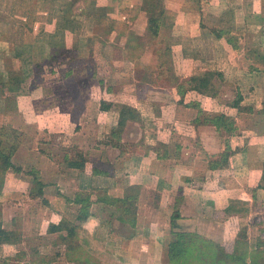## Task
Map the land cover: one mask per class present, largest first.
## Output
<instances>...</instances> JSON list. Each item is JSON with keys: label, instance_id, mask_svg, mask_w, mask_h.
I'll use <instances>...</instances> for the list:
<instances>
[{"label": "crops", "instance_id": "1", "mask_svg": "<svg viewBox=\"0 0 264 264\" xmlns=\"http://www.w3.org/2000/svg\"><path fill=\"white\" fill-rule=\"evenodd\" d=\"M0 1L7 2V11L0 7V141L20 136L10 145L20 175L8 169L0 186V226L15 240H0V264H197L202 257L215 264L217 246L239 255L251 236L241 230L264 227L252 215L264 210V0H162L163 8L151 9L160 18L157 35L148 0ZM83 33L103 54L84 44ZM117 49L119 61L109 57L104 71L105 56ZM68 55L94 63L86 81L110 98L96 124L103 132L118 126L111 145L73 137L91 121L87 105L99 92L81 91L77 103L70 91L41 84L55 75L45 68L68 63ZM31 81L38 86L21 91ZM218 116L225 124L213 121ZM9 193L20 195V226L13 219L9 226ZM135 194L126 214L124 202ZM176 233L193 247L173 263ZM258 243L243 255L246 264L264 251L263 234Z\"/></svg>", "mask_w": 264, "mask_h": 264}, {"label": "rangeland", "instance_id": "2", "mask_svg": "<svg viewBox=\"0 0 264 264\" xmlns=\"http://www.w3.org/2000/svg\"><path fill=\"white\" fill-rule=\"evenodd\" d=\"M90 2H91V0H86V5H89ZM6 3H7L6 1H3V2L0 1V7H2V5H3L4 6L3 7L4 11H7ZM262 7H264V5ZM8 14H10V16H14L15 13H14V11H12L11 8L8 7ZM253 22H255V21H253ZM83 36H84V38H83L84 40L83 41H85L84 44H86V41H88V45H92V46L97 47L96 52L99 51V52H101L103 54V52L101 50V47H100V44L93 43V41H92V37L93 36L90 33H83ZM43 40L44 39L40 38V41H43ZM203 42H204V39H203ZM203 42H201V44ZM105 49H106V52H108V48H105ZM31 52L33 53V51H31ZM28 54H26L24 56V59H26L25 60V64H30L32 62V56L30 58V54L29 55ZM94 54H98V53H95V51H94ZM118 56H120V50H118V49L116 50V52L115 51H113V52L111 51L108 57L105 56L106 58L104 59V62H105V66L104 67L106 69H103V70L106 71L107 68L109 67V65H107V63H108L107 59L109 57H111V59H113V60H110V61L114 62V61H119V60H117ZM37 58L35 60L36 62L38 61ZM68 58L70 59V61L68 62L69 66L67 65L68 63H65V62L60 63L59 62V63H55L53 66H51L49 68H45L44 74H48V73L52 74L53 73L55 75L48 76L46 81L41 83V84L44 85V89H47V90L50 89V90H57V91H70L73 94V96H74L73 101L77 102V103H80V99L77 98L79 92L85 91L84 94H86V93L92 94L95 91L99 92V98L98 99L96 98L95 100H92L91 103H88V105H87L89 110H90L89 119H91V121H89L87 125L83 124V126H80V130L82 128H84V127H87L86 133H85V131L82 132L79 129H76L77 131H74L73 137L74 138L75 137L76 138L80 137V139H81V137L84 138V136H87L89 139H91L90 141H94V143L96 142L95 144H97L98 141H95L94 139L95 138L97 139V138L100 137L102 142L105 141L104 144L111 145L109 141L112 140L118 133H120L118 126H117L116 130L115 129H110V130L105 129V131L103 132V131L99 130L100 127H98L97 124H96V118H97V114H98L97 110H99V111L101 110V102L104 99H106L105 101L110 102V98H108L107 96H104L103 93H100L101 89L98 86V83L93 82L92 80L91 81L90 80L86 81L88 79L87 75L88 74L90 75V74L95 72L94 63L92 61H87L88 62L87 64H85V63L82 64V62L77 60L74 55H68L66 59H68ZM40 60H41V58H40ZM62 65H65V66H62ZM70 65H71V67H73L72 76L66 78L65 77L66 74H68V71L71 69ZM17 68L18 67H16V66L14 67L13 66L11 69L15 70ZM20 69H21L22 73H24L25 75L31 72V70H30L31 66H29V65H25L24 67H20ZM122 69H123V67H122ZM41 70H43V69H41ZM119 75L121 76V74H119ZM38 76H42V75L38 74ZM64 77H65L66 80H64ZM117 78H119V77H117ZM123 78H125V77L121 76V79H123ZM37 83H33L32 81L28 82V83L24 82L23 85H22L21 91L24 90V89H31V87H33V86H35V88H36L38 86ZM116 83H119V82L117 81ZM80 84H82V87H81ZM128 89H129V87H128ZM122 100H124V99H122ZM68 101H71V99H68ZM122 102L119 101V104L118 103H116V104L111 103V105L113 106L114 109L115 108L119 109L122 106V104H121ZM68 105H70V107H71L72 102H71V104H68ZM80 105H81V107H83V106L85 107L84 103H81ZM112 106H111V108H112ZM117 129H118V131H117ZM106 132H108V133H106ZM2 136H5V135H2ZM18 138H20L19 135H17L16 140H14V137H12V136L9 137L8 136V139H6L7 140L6 141L7 145L3 147L4 150H5V153H8V151L10 150V145L12 143L14 144V143L20 142V140ZM45 144H48V142H46ZM40 148L44 149L43 153H46V154L48 153V152H46L48 150V147L47 148L46 147H40ZM63 149H68L66 152H68L69 149H72L71 151H73V150L76 151L75 147H71V148H68V147L65 148L64 147ZM16 164L19 167L14 166L13 168H10L11 170L9 172L10 173H16L14 175H20V159L18 157L16 159ZM205 166H207V164H205ZM105 168L109 169V170L113 169V167L111 165L108 166L107 164H106ZM202 176H203V173L201 174V177ZM10 179H12V178H10ZM12 184H14L13 183V179H12ZM10 186H11V188H14L13 185H10ZM5 198L7 200L6 202H8V204L5 206L6 207L5 208V213H6V217L8 219L9 226H10L11 219H13L15 221V225L17 226L20 223L21 214H22L21 213L22 211H20V199H21L20 195H12V194L9 193L8 196H5ZM7 198H9V200ZM10 201H14V202H12V204H9ZM15 203L19 205L18 208H16L14 206V205H16ZM251 210H253V209H251ZM251 210H250V213H252ZM261 211L258 210L259 214L258 213L255 214L254 213V212H256V209H255L253 211V213H252L253 217L256 218L257 220L258 219H263L264 218L263 217L264 210H261ZM255 215H256V217H255ZM24 217H25V215H24ZM16 219H18V221H17L18 223L16 222ZM19 226H20V224H19ZM19 229H20V227H19ZM244 230L246 232H243ZM248 231H249V234L251 236H250V242L248 241V243H246V244L248 246V249L251 251L253 249H256V247H254V245H258L259 246V243L257 244V234H263L264 235V227H262L260 225L259 226H253V228H250V230H248L247 227H244L241 230V236L245 235L244 233H248ZM240 248L242 250H239V249L238 250L240 252H242L244 250V247H240ZM259 251H261V250L259 249ZM261 252L263 253V251H261ZM256 256H260V255H256ZM250 259H252V261ZM254 260L256 261V260H258V258L255 257L253 259V257H250L249 258L250 264H253ZM199 262L200 261H197V264H199Z\"/></svg>", "mask_w": 264, "mask_h": 264}, {"label": "trees", "instance_id": "3", "mask_svg": "<svg viewBox=\"0 0 264 264\" xmlns=\"http://www.w3.org/2000/svg\"><path fill=\"white\" fill-rule=\"evenodd\" d=\"M146 5H147L146 8H148V10L150 9V28L152 30V33L157 35L160 30V18L153 15L155 13L154 12L151 13V9L156 11V10H159L160 7L163 8L162 0H148V2H146ZM125 111L127 112V109L124 108L121 112V120H120L121 127H123L125 124L124 118H125V115L127 114ZM214 120L217 125H221L222 123L225 124L224 116H218L215 119H213V121ZM3 147H4L3 141H0V186L3 185V182L5 180V174L8 171V169L14 167L11 159L13 155L12 150H15V147L11 146L10 151H8V153H5V150ZM70 166L75 167L77 165L70 163ZM38 185H41V183L38 182ZM259 188L264 189V177L262 179V184H260ZM137 195L136 194L131 195L125 200L124 204L126 205V208L124 209V211L126 214H130V210L132 207L131 204L133 203L129 201H133L134 199H136ZM87 203H89V201ZM87 217H88V213L85 215V218ZM177 218L178 217H176L175 220ZM174 235H176V239L173 240L172 243L170 244V251H169L171 262L175 263L176 261L180 260L182 257H185L187 260L186 256L192 251V247H193L192 241L188 240V236H186L185 234L176 233ZM0 240L1 242H11L13 240L12 234L3 230L1 226H0ZM13 242H15V240H13ZM241 244L240 245L241 247H244V250L240 252L239 250H242V249L237 248L239 250H236V251H238L239 255L235 253L227 254L225 252L226 251L225 249L219 246L215 247V251H214L216 253L214 257L215 264H246V260L243 255L245 253H248L249 249H248L247 244L245 243H241ZM256 255H260V256H256ZM251 256L253 257V259L255 257L258 258V260L253 261V264H264V251L262 253L261 251L256 250L252 252ZM198 261H200V264H207L206 259L203 257L200 259L198 258Z\"/></svg>", "mask_w": 264, "mask_h": 264}]
</instances>
